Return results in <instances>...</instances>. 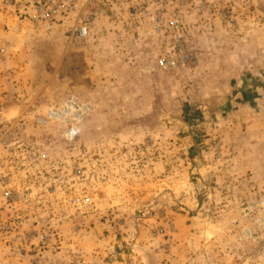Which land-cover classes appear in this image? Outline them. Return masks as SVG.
Wrapping results in <instances>:
<instances>
[{
  "label": "rangeland",
  "instance_id": "374dc122",
  "mask_svg": "<svg viewBox=\"0 0 264 264\" xmlns=\"http://www.w3.org/2000/svg\"><path fill=\"white\" fill-rule=\"evenodd\" d=\"M104 3L93 40L64 57L76 15L33 24L55 45L14 96L33 106L0 125V264H64L77 244L148 264H264V0H128L113 17ZM157 16L185 26L193 66L156 68L169 45ZM70 102L76 122L48 118ZM25 191L28 204L4 198Z\"/></svg>",
  "mask_w": 264,
  "mask_h": 264
},
{
  "label": "crops",
  "instance_id": "0c3cea01",
  "mask_svg": "<svg viewBox=\"0 0 264 264\" xmlns=\"http://www.w3.org/2000/svg\"><path fill=\"white\" fill-rule=\"evenodd\" d=\"M78 1L81 4L87 2V0ZM15 11L22 14L19 16V19H16L15 15L11 13V15H8L9 12ZM33 14L32 2L30 0H0V48L2 49V53H0V125L3 126L4 124L15 125L25 114L26 111L23 112V110L33 106V103H28L27 101L23 104L22 100L19 101L14 96H19V93H27V90L21 89L19 86L24 82V78L32 74V63L40 58L48 60L49 53L45 51L43 46L45 45L49 48V46L55 45L54 39L50 37L44 38L33 35L35 33L33 29H42L41 27H35L28 20L27 16L31 17ZM65 24L67 25L68 23L64 22L58 26L57 31L65 30ZM96 24H94V28H91L90 37L87 39L75 38L71 42H68L67 38L64 37L60 38V40L58 39L56 43L63 46L58 53L63 55V57L67 54H73L76 52L79 41L88 42L89 40H93L92 36L96 29ZM18 78L21 79V83L17 82ZM1 135L0 138L3 136ZM76 233L77 240L82 236L83 238L86 236L79 227H77ZM89 233L91 235V232ZM98 247L99 245H95L88 250L80 247L78 244L74 248L61 247L64 253V264H68L69 262L67 258L70 251L79 255L78 259L73 260V264H148L139 255V258L129 257V259H124V255H121L120 258L114 256L107 259L109 251L103 254V252H99ZM61 248L59 247V249ZM83 254L89 255V259L87 260L86 255L84 257ZM99 255L102 256L99 258Z\"/></svg>",
  "mask_w": 264,
  "mask_h": 264
},
{
  "label": "built area",
  "instance_id": "2783aa9c",
  "mask_svg": "<svg viewBox=\"0 0 264 264\" xmlns=\"http://www.w3.org/2000/svg\"><path fill=\"white\" fill-rule=\"evenodd\" d=\"M97 0H87V2L79 3L78 0H31L33 15L30 22L35 26H42L46 31L54 28V24L61 18H67L70 15H76L74 23L69 28L67 41L72 39H87L90 37V30L94 26L96 20L104 14L102 10H93L92 6ZM128 0H104V9H112L110 14L114 16V7L125 4ZM146 13L145 9L136 8L133 10L134 17H140ZM129 29L135 28V24L127 26ZM185 26H183L176 18L170 17L165 19L162 16H157L153 19L152 32L155 36H166L169 38V45L156 60V68L161 70H175L178 68L193 66L196 63V55L187 46V39L185 34ZM0 53L2 49L0 48ZM63 111L49 112V119H60L64 114L69 113L73 122H76V114L78 109L75 102H70ZM40 123H45V120H39ZM64 123L63 121H61ZM76 135V130L73 125H70L66 132V138L73 140ZM44 158L46 156H43ZM4 198L10 202L16 200L28 204L31 199V194L27 191L22 193L5 192ZM75 204L86 206L89 204V199L77 198L73 200ZM8 229V228H7ZM38 239L40 245L47 242L46 235H30L24 236L20 239L23 244H28L32 239Z\"/></svg>",
  "mask_w": 264,
  "mask_h": 264
}]
</instances>
